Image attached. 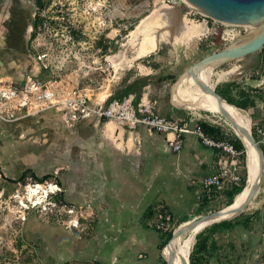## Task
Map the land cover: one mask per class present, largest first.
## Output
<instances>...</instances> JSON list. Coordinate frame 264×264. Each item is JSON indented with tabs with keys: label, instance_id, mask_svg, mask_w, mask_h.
<instances>
[{
	"label": "rangeland",
	"instance_id": "obj_1",
	"mask_svg": "<svg viewBox=\"0 0 264 264\" xmlns=\"http://www.w3.org/2000/svg\"><path fill=\"white\" fill-rule=\"evenodd\" d=\"M161 9L173 10L178 17L181 16L180 11L183 12L190 22L198 24L204 31L196 33L191 30L179 41L163 38L154 50L141 55V42L147 32L131 35V31L137 30L141 19L147 16L152 19ZM30 19L32 30L28 54L21 61L28 70L26 74L39 72L38 75L42 76L48 71L52 79H64V85L87 92L94 104L101 103L100 99L105 97L103 105L117 90L126 87L135 78L144 76L153 86L161 85L165 97H172L190 64L222 49L249 30L215 22L201 11L189 9L185 3L181 8L177 4L167 5V0H37L32 5ZM137 53L141 56L136 57ZM258 53L219 64L207 74L211 76L210 82L214 83L217 73L230 71L222 80L214 83L216 91L222 88L229 90V84L238 83L239 92L234 88L231 90L237 99L240 98V92L248 93L255 99V105L245 109L232 104L228 107L238 109L242 115L250 118V131L264 157V66L260 64ZM160 76L166 79L158 83L157 78ZM16 78L0 75V84ZM145 90L144 87L140 89L139 98ZM129 95L135 96L133 93ZM196 110L213 116L229 136L239 138L220 113ZM14 111L13 118L24 117V111ZM3 117L13 119L8 115ZM5 121L0 118V124ZM239 161L244 187L247 176L246 149L244 154L240 153ZM35 181L38 180L27 174L20 181L11 182L0 173V264H93L77 260L60 261L48 249L49 252H45L37 239L38 233L29 232V226L37 220L58 225L54 223L58 220L55 216L58 215V207L53 202L61 195L50 193L44 203L32 205L27 198L25 185H33ZM47 181L52 183L50 180L41 183ZM21 198L26 205L24 207L20 203ZM225 200H217L210 207H202L203 214L225 208L233 201L228 204V199ZM249 207L254 209L253 213H241L227 219L235 223L233 228L211 233L212 223L202 229L209 238L201 264H264V194L261 189ZM62 215L64 219L69 218L66 212ZM243 220L246 224L239 223ZM59 226L66 228L64 225ZM179 226L175 225V228ZM168 236L163 248L172 238V233ZM24 246H27L25 250ZM164 255L162 264H166V260L170 264Z\"/></svg>",
	"mask_w": 264,
	"mask_h": 264
},
{
	"label": "crops",
	"instance_id": "obj_2",
	"mask_svg": "<svg viewBox=\"0 0 264 264\" xmlns=\"http://www.w3.org/2000/svg\"><path fill=\"white\" fill-rule=\"evenodd\" d=\"M144 88L143 100L153 101L156 113L177 118L188 113L173 95L164 96L161 85L148 82ZM105 123L68 125L52 111L2 122L0 173L10 181L30 169L60 187L64 201L83 212L79 220L91 227L89 236L38 220L29 226L58 260L162 264L169 233L152 225L155 207L165 206L174 225L203 214L202 207L217 200L197 203L199 180L216 173L223 160L193 134H185L181 149L173 152L163 134L142 125L129 128L113 121L110 130Z\"/></svg>",
	"mask_w": 264,
	"mask_h": 264
},
{
	"label": "built area",
	"instance_id": "obj_3",
	"mask_svg": "<svg viewBox=\"0 0 264 264\" xmlns=\"http://www.w3.org/2000/svg\"><path fill=\"white\" fill-rule=\"evenodd\" d=\"M178 1L167 0V5L174 6ZM239 26L243 27V25ZM43 66L45 67V64ZM38 73L26 74L0 84L1 119L9 120L3 117L4 115L13 118L14 110L24 111V116L52 111L59 114L68 125L85 120L94 122L113 120L118 125L129 128L142 125L149 133L163 134L173 152L181 149L185 134H193L201 144L216 150L223 160L216 173L199 180L200 190L196 195L197 203L204 204L221 200L226 196L227 191L240 186L242 172L239 155L241 152L234 146L235 138L229 136L221 123L212 118L213 116L207 113L202 114L199 111H188L182 118L163 116L155 112L153 101L149 98L143 100V95L136 103L134 96L129 95L122 99H113L105 105L102 104L103 101L94 104L90 101V95L87 92L77 87L64 85V79L60 81L52 79L48 71L42 76ZM202 122L217 128L219 132L206 131L201 125ZM39 183L41 182L35 181L33 185L38 186ZM28 185V183L25 185V189ZM55 193H59L60 196V187L57 186L53 194ZM53 203L58 207V215H55L58 220L54 223L64 225L84 236L92 233L91 227L80 222V217L84 215L76 205L64 201L61 196ZM154 210L152 225L164 233L175 232L176 228L168 209L163 205H158ZM64 212L68 214V219L63 218Z\"/></svg>",
	"mask_w": 264,
	"mask_h": 264
},
{
	"label": "bare ground",
	"instance_id": "obj_4",
	"mask_svg": "<svg viewBox=\"0 0 264 264\" xmlns=\"http://www.w3.org/2000/svg\"><path fill=\"white\" fill-rule=\"evenodd\" d=\"M182 2L185 3L189 9L198 10L187 1L182 0ZM150 17L147 16L141 19V24L137 30L135 29L136 31H131V35L138 32H147V35L141 42V55L145 52L154 50L157 47L158 42L163 38H170L171 40L178 39L179 41V39L185 37L191 30H195L196 33L204 31V28L201 29L198 24L190 22L185 15L181 14V16L178 17L177 13L173 10L161 9L153 16L152 19H149ZM223 24L231 25L229 23ZM243 27H245V29H251L254 32L257 31V28L250 24L243 25ZM141 55H138L137 53L136 57ZM210 70V68L203 69L200 72V74H202L200 76H204L203 80L212 86H214V83L222 80L226 73L230 72L226 71L217 73L215 80L213 79L214 83H211V76L207 74ZM180 81L181 82L177 85L173 93V100L176 104L194 111H197L196 109H203L220 113L221 110L224 109L230 119H232L237 126L250 131V118L248 117V119L246 116L242 115L240 110L228 107L230 103L227 101H222V104L218 103V101L211 94L201 91L190 76L184 75ZM104 99L105 97H102L100 101L102 102ZM112 123L113 120L107 121V123H105V127L111 130L113 128L112 125H114ZM233 130L241 139L246 149V186H244L241 192L235 196V200L233 199L230 205L219 209V212L217 211L213 214H208L205 219L201 220L200 223L193 226L190 225V222L181 223V225L176 229L173 238L163 249V254H165L164 257L170 260V264H189V255L196 235L202 231L204 227L221 221L222 219L232 217L231 213L246 203L251 188L255 187L260 182L262 166L256 145L249 140V138L242 132L241 128L233 126ZM257 145L259 146L258 143ZM26 188L28 190L27 198L32 205L44 203L48 195L57 190V186L49 182L45 184L39 183L38 186L29 184ZM20 203L22 207L26 206L22 198ZM182 228L185 230L182 231Z\"/></svg>",
	"mask_w": 264,
	"mask_h": 264
},
{
	"label": "water",
	"instance_id": "obj_5",
	"mask_svg": "<svg viewBox=\"0 0 264 264\" xmlns=\"http://www.w3.org/2000/svg\"><path fill=\"white\" fill-rule=\"evenodd\" d=\"M190 3L193 7L200 10L203 14L208 17L221 22L229 23L235 25H252L257 28V31H252L249 29L245 30L244 33L237 37L232 43L226 45L220 50L212 52L203 56L198 61L190 64L186 69L184 75L190 76L194 83L199 87V89L205 93L211 94L218 103L222 104V101H226L218 91H216L215 86L208 84L204 81L200 72L203 69L210 68L213 71L214 67L231 61L234 59H240L246 55H250L256 52H260L264 46V0H184ZM182 0L177 2V7L181 8L183 6ZM180 14H184L180 11ZM222 117L227 121V123L233 128L236 126L241 128L242 132L249 138V140L256 145V148L259 152L260 163L262 166V172L260 174V182L255 187H252L248 195L247 201L237 210L232 212L231 216H237L241 213H253L254 209L249 207L254 196L258 193L259 189L263 191L264 194V157L263 152L260 147L257 145V141L254 139L252 133L242 127L236 125V123L230 119L227 112L221 110ZM7 122V121H5ZM219 212L216 210L209 212L203 215H200L190 222V225H195L205 219V217L210 213ZM230 217V218H232ZM230 218L222 219L227 220ZM185 229L182 228V231ZM176 232V231H175ZM175 232L172 233V238L175 235ZM171 238V239H172ZM170 239V240H171ZM169 240V241H170ZM168 241V242H169ZM167 242V243H168ZM166 246V245H165ZM163 252V251H162ZM166 260V259H165ZM166 264H168L166 260ZM190 264V263H189Z\"/></svg>",
	"mask_w": 264,
	"mask_h": 264
},
{
	"label": "flooded vegetation",
	"instance_id": "obj_6",
	"mask_svg": "<svg viewBox=\"0 0 264 264\" xmlns=\"http://www.w3.org/2000/svg\"><path fill=\"white\" fill-rule=\"evenodd\" d=\"M35 2L37 0H0L1 77L2 75L22 77L28 71L21 61L28 54L27 46L32 30L30 15L32 5ZM16 119L13 118L7 121L12 122ZM24 173L31 174L33 172L30 169H25L21 174ZM1 175L4 177L2 173ZM25 248L27 246L23 247L24 250Z\"/></svg>",
	"mask_w": 264,
	"mask_h": 264
},
{
	"label": "trees",
	"instance_id": "obj_7",
	"mask_svg": "<svg viewBox=\"0 0 264 264\" xmlns=\"http://www.w3.org/2000/svg\"><path fill=\"white\" fill-rule=\"evenodd\" d=\"M258 54H259V58H260V64L262 66H264V46ZM253 78H255V77H253ZM165 79H166L165 77L160 76L157 78V82L160 83ZM148 82H149L148 77H146V76L135 78L126 87L117 90L113 95H111V97L109 98L107 103L109 101H111L112 99H122L130 93L135 94L134 102L136 103L139 100L140 89L142 87H144ZM228 86L231 87L229 90H226L223 88L221 90H218V92L221 94V96L228 103L234 105L235 107H237L239 109H245L249 106L255 105V103H256L255 99L248 93L240 92L241 94L239 95L240 96L239 99H237L235 97V95L232 94L231 90L233 88L236 90V92H239V91H237V88L239 87L238 83L237 84H229ZM201 125L206 131H209L211 133H218L219 132V130L217 128L210 126L206 122H202ZM234 146L241 153H243V154L245 153V148H244L243 143L241 142V140L239 138H235ZM26 175H27V173L21 174V176L17 180H10V181L11 182L20 181ZM31 175H32V173H31ZM34 178L36 180H38L39 182H41L43 180V177L42 178L34 177ZM242 187H243V181L241 182L240 186L234 187L232 190L227 191L226 195H227V199L229 201L228 204L231 203L234 195L236 193H238L241 189H243ZM239 223L246 224V222L244 220L239 222ZM239 223H236V224H239ZM234 225H235V223H233L231 221L223 220V221H220L218 223H214L212 225L210 231H211V233H213L215 231L233 228ZM170 235H171V233H169V236ZM208 238H209V236L206 235L203 231L199 232L196 235L195 243H194L192 250L190 252V255H189L190 264H201L202 263V259L205 258V252H206V249L208 246Z\"/></svg>",
	"mask_w": 264,
	"mask_h": 264
}]
</instances>
